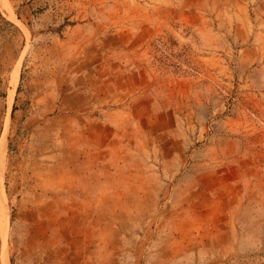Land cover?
Instances as JSON below:
<instances>
[{"label": "rangeland", "instance_id": "374dc122", "mask_svg": "<svg viewBox=\"0 0 264 264\" xmlns=\"http://www.w3.org/2000/svg\"><path fill=\"white\" fill-rule=\"evenodd\" d=\"M0 264H264V0H0Z\"/></svg>", "mask_w": 264, "mask_h": 264}]
</instances>
